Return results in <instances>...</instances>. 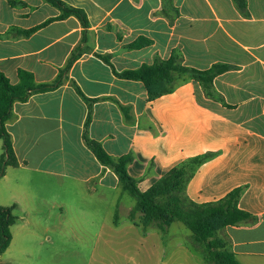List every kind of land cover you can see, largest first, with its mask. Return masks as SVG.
<instances>
[{
	"label": "crops",
	"instance_id": "crops-1",
	"mask_svg": "<svg viewBox=\"0 0 264 264\" xmlns=\"http://www.w3.org/2000/svg\"><path fill=\"white\" fill-rule=\"evenodd\" d=\"M62 1L86 12L87 29L76 17L60 19L61 11L45 0H0V72L11 84H19V70L52 83L76 49L84 50L61 87L14 104L6 128L18 166L0 178V206L16 205L26 225L33 213L56 214L61 231L71 212H106L112 226L120 227L123 216L127 230L148 238L137 200H127L117 174L87 146L91 114L88 138L115 160L133 157L127 171L141 192L197 158L202 162L184 190L190 201L216 203L242 188L238 207L253 218L218 236L241 264H264V0H246L244 10L233 0ZM139 41L149 43L131 47ZM172 56L200 71L230 68L214 79L212 96L198 81L174 73L173 88L151 99L143 82L116 74ZM3 146L0 140V157ZM44 180L53 185L44 199L27 189Z\"/></svg>",
	"mask_w": 264,
	"mask_h": 264
},
{
	"label": "trees",
	"instance_id": "trees-1",
	"mask_svg": "<svg viewBox=\"0 0 264 264\" xmlns=\"http://www.w3.org/2000/svg\"><path fill=\"white\" fill-rule=\"evenodd\" d=\"M61 11L60 19L76 17L81 22L84 29L89 26L88 17L83 9H79L66 4L62 0H45ZM239 8L246 9V0H233ZM53 20H49L52 22ZM36 29L24 32L29 35ZM149 41H139L131 45L133 48H140L148 44ZM84 53L79 47L73 53L67 66L62 69L57 79L52 83H37L33 73L19 70V84L13 85L10 80L0 72V140L3 141V154L0 157V178L6 175L9 166H18V161L13 149L12 136L8 132L6 125L13 118V107L17 102H26L31 95L50 92L58 89L66 80H69L68 73L75 63ZM104 60L109 63L108 58ZM225 64H215L210 69L200 71L188 68L177 63L176 56H172L166 62L152 67L144 66L138 70H129L116 73L122 79L141 81L145 84L151 99L157 98L168 91L164 88L165 83L173 81V74H188L191 79L198 81L205 93L212 96V86L214 79L229 70ZM79 95L88 103L93 101L87 99L77 84L73 81ZM91 122L89 114L84 132V139L97 159L107 167H110L119 177L123 189L128 191L136 200V210L143 215V225L145 227L156 224L162 231L173 223H183L193 234V238L206 247V259L214 264H241L235 253L229 247L227 241L218 236V232L227 227L235 226L241 222L250 221L253 216L238 207L242 188H238L229 193L224 199L216 202L199 205L190 201L184 194L185 186L194 172L196 165L202 159H194L187 164L173 169L166 177L154 184L148 191L141 192L137 181L133 179L127 167L132 162L131 155H125L118 160L113 159L97 142L90 140L87 130ZM16 205L0 206V255L9 248L13 235L11 227L16 223L17 217L14 214ZM134 218V215H131ZM3 264V263H0Z\"/></svg>",
	"mask_w": 264,
	"mask_h": 264
},
{
	"label": "rangeland",
	"instance_id": "rangeland-1",
	"mask_svg": "<svg viewBox=\"0 0 264 264\" xmlns=\"http://www.w3.org/2000/svg\"><path fill=\"white\" fill-rule=\"evenodd\" d=\"M181 75L182 80L191 78L188 74ZM174 82L173 78L166 90L172 89ZM12 173V179L19 177L16 171ZM44 181H31L27 189L43 198L46 193L51 194L53 187ZM127 195L128 201L136 202ZM14 213L17 217L12 231L14 241L2 254L4 264H214L205 257L206 247L190 236V230L182 223L173 224L167 231L151 224L147 227L148 238L143 239L137 235L140 230L134 233L127 230L126 217H121L120 227L112 226L113 215L106 212L85 217L71 212L63 219L68 226L63 231L56 227V214L33 213L29 216L31 224L26 225L23 214L19 210ZM187 251L193 258L185 255Z\"/></svg>",
	"mask_w": 264,
	"mask_h": 264
}]
</instances>
